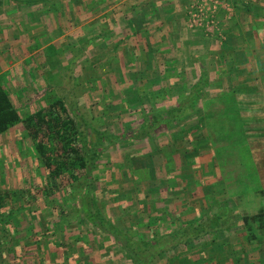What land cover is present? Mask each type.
Masks as SVG:
<instances>
[{
  "label": "rangeland",
  "instance_id": "obj_1",
  "mask_svg": "<svg viewBox=\"0 0 264 264\" xmlns=\"http://www.w3.org/2000/svg\"><path fill=\"white\" fill-rule=\"evenodd\" d=\"M108 1L0 0V12L5 7L9 16L20 2H29L28 8L49 6L28 25L20 16L19 23L6 21L14 17L0 19V82L22 119L0 136V193L7 202L0 213V264H55L62 254L76 264H132L85 220L68 224L84 190V171L59 189L36 151L26 118L47 113L59 100L71 119L75 99L94 128L131 133L144 115L177 106L204 69L209 96L196 112L151 140L115 145L101 158L93 175L99 208L116 226L143 239L226 205L251 216L264 209V83L256 82L264 81V0H178L181 6L171 11L179 21L168 22L173 30L163 39H146L141 31L128 35L129 20L135 30L148 16L158 19L144 13V3L133 15L128 0H116L120 5L112 7ZM66 2H73L74 12ZM163 14L159 21L168 18ZM236 26L242 39L227 35ZM111 32L115 36L78 53L92 34ZM250 58L260 69L252 76L246 66ZM248 88L257 100L243 112L239 91ZM76 126L82 130L79 121ZM243 231L245 226L236 232ZM227 235L179 247L155 264H238V258L229 259ZM236 235L249 240L234 251L237 256L262 259L264 248L256 240L264 244V232L257 230L253 238L246 232L247 240Z\"/></svg>",
  "mask_w": 264,
  "mask_h": 264
},
{
  "label": "trees",
  "instance_id": "obj_2",
  "mask_svg": "<svg viewBox=\"0 0 264 264\" xmlns=\"http://www.w3.org/2000/svg\"><path fill=\"white\" fill-rule=\"evenodd\" d=\"M26 5L29 6V2H26ZM95 22L96 24L99 23L97 20ZM88 29L86 28L87 32ZM103 38L104 34H92L83 45L84 47L78 49V53L82 54L95 41ZM65 47L68 49L69 45ZM210 85L207 71L201 72L190 89L189 95L181 99L177 106L144 115L140 127L136 131L132 130L131 133L127 131L108 133L94 128L79 113L72 94L73 102L69 105L71 119L66 117L68 112L65 110L64 103L59 100L54 102L47 113L38 112L34 116L27 117L26 129L35 142L36 151L42 157L46 169L59 189H64L65 186L77 181L74 174L76 171L80 169L84 171V190L80 194L78 203L72 207L73 216L70 221L68 220V224L70 222L76 223L80 219L85 220L105 238L115 242L132 264H155L160 257L179 247H186L209 236L219 237L220 234L230 232L241 225L246 227V232L252 238L257 230L264 232V209L251 216L248 213H239L229 206H222L215 213L202 216V219L198 221L182 224L181 228L166 230L165 233L152 239H143L134 237L125 229L116 226L99 208L93 186V175L101 158L115 145L125 144L129 141L151 140L154 135L159 133L160 129L169 130L182 123L187 114L196 112L203 100L208 98L207 89ZM239 96L241 97L240 102L243 104L241 110L243 109V112L245 110L246 112L251 111L253 103H256L257 100L256 95H251V89L248 88L247 91L240 90ZM252 113L255 114L256 112ZM255 115L257 118L259 113ZM78 121L82 127L80 131L76 129ZM21 122L19 111L12 105L7 89L0 82V136ZM247 129L250 131L249 126ZM259 133L260 131H257L256 135ZM207 150L209 151V149ZM168 153L169 155L172 154L171 152ZM66 173L74 180L73 182L64 180L68 178L65 176ZM6 205V195L0 193V213ZM258 224H261V228L257 227ZM63 255L60 257L56 255L59 259L55 264H76L67 260Z\"/></svg>",
  "mask_w": 264,
  "mask_h": 264
},
{
  "label": "crops",
  "instance_id": "obj_3",
  "mask_svg": "<svg viewBox=\"0 0 264 264\" xmlns=\"http://www.w3.org/2000/svg\"><path fill=\"white\" fill-rule=\"evenodd\" d=\"M129 2H127L128 3V6L130 5V6H132V9H135V10H132L133 11V15H134V12L136 13V11L138 12V10H137V7L136 6H140V5H142L143 3V5L144 6H146V10H144V13H146V15H150V14H155L156 15V17L159 19V14H163V13H165L166 15H167V17L168 18H166V19H164V17H163V19H162V17L160 18V19H162L161 21H165V23L163 22H161V21H159L158 19H156V20H151V17L149 18V16L148 17H146L145 18V21H144V24H143V27L142 28H140V26H138V29H135V30H133L132 29V25L130 26V20H129V27H131V29H130V34H128V35H133V34H137L138 32H142V33H144V34H142L143 36H144V38H150V37H152V38H161V39H163V38H166V37H169V33L168 32H170V31H172L173 30V28H171L170 27V24L168 23V22H173L174 20V22H176V20H178V16H172V9L174 8V6H177V7H179V6H181L180 5V2L177 0V3H173L172 2V0H169L168 2H165V1H167V0H162L163 1V3L162 4H153V2H152V0H144L143 2H141V4H140V1H142V0H139V1H137V2H135V1H132V0H128ZM160 1V0H159ZM22 2H20V5H19V8L14 12L15 14L14 15H12V16H9L8 14L10 13V12H8V11H6L5 12V7H4V10H2V12H0V19L1 20H5V18L6 17H14V18H8V20L6 19V21H10V23L9 24H11V23H19V20H18V18L17 17H19L20 16V20L22 21V22H25V23H27V25H28V22H29V24H30V22H32L33 20V15H35L36 16V18L38 19V12H40L41 10H43L44 12H45V10H47V8H49V6L47 7V6H45V8L43 7H41V6H38V7H32V8H28L27 6H26V2H24V5H22L21 4ZM70 3V4H69ZM172 4H174L173 5V7H172ZM112 5L113 6H116V5H120V2L119 3H117V1L116 0H113V1H108V3H107V6L108 7H112ZM74 5H73V2H66L65 3V6L64 7H66L67 8V10L71 13V12H74V10H73V8H71V7H73ZM104 6V5H103ZM129 6V8H131ZM23 8H24V11H22L23 10ZM31 9V10H30ZM32 9H34V10H32ZM25 10H27V11H25ZM53 11V10H52ZM176 12V11H175ZM17 13V14H16ZM46 13V12H45ZM113 13V12H112ZM116 13V11L113 13V15ZM22 14H24V15H22ZM130 15V14H129ZM128 15V16H129ZM137 15V14H136ZM163 16H164V14H163ZM244 16H246L245 14H244ZM40 17V16H39ZM130 17V16H129ZM41 18V17H40ZM46 16H44V20H46ZM116 18V17H115ZM115 18H113L114 19V25H115ZM241 18L243 19V15L241 16ZM36 19V20H37ZM131 19V18H130ZM47 20H49V18H47ZM179 21V20H178ZM159 22V23H158ZM158 23V24H157ZM157 24V25H156ZM156 25V26H155ZM159 25H161V27H158ZM9 26H11V25H9ZM239 27H235L234 29L233 28H230V30H229V32H228V36L229 37H231V38H236V39H242L243 38V36L242 35H240V34H238L235 30H237ZM12 28L10 27V30H11ZM36 29H38L37 31H40L41 30V27L39 26L38 28H36ZM113 30L112 31H114V30H116L117 28H115V26H114V28H112ZM142 29V30H141ZM16 30V28L14 29V31ZM30 30V29H29ZM138 30V31H137ZM239 30H240V28H239ZM179 32H180V30H178ZM115 33V32H114ZM114 33H112L111 32V34H104V38H106V36L107 35H109V37H113V36H115L114 35ZM242 66H244V65H242ZM246 66H248L247 67V71H248V74H249V76H252L253 74H254V72H257L258 70H260L259 69V65L258 64H256V63H251V58L248 60V65H246ZM253 66V67H252ZM205 67V66H204ZM258 67V68H257ZM8 68H5V70H7ZM205 71H207V73H208V75H209V70L208 69H204ZM211 77V76H210ZM254 80L253 81H255V78H253ZM256 82H258V83H260L261 82V84L263 85V83H264V81L262 80V81H256ZM264 86V85H263ZM226 206H228V205H226ZM229 207H231V206H229ZM231 208H234V207H231ZM234 209H236V208H234ZM236 210H238V209H236ZM239 213H240V211H238ZM243 230V226H239V227H237V228H235V229H232V231H230V232H227V233H225V234H228L227 236V240L228 241H230L231 243H230V248L232 249L231 250V252H230V255L231 256H229V259H231V261L232 260H235V258H238L239 259V263L238 264H264V260H262L263 259V255H264V253L262 252V259L260 258V257H256V258H253V257H251V256H247V257H245V256H237L236 255V253L234 252L236 249H239V248H245L246 247V244H248L247 242L249 241V240H247V236H246V232H236V231H242ZM237 233H239L240 234V236L241 237H246V240H247V242L245 243L244 242V240H236L237 239ZM244 233V234H243ZM240 241V242H239ZM257 241V244L259 245V246H261V248L263 247L264 248V244L263 243H259V241L258 240H256ZM255 250V249H254ZM253 250V251H254ZM254 262V263H253ZM231 264H233V262L231 263Z\"/></svg>",
  "mask_w": 264,
  "mask_h": 264
},
{
  "label": "built area",
  "instance_id": "obj_4",
  "mask_svg": "<svg viewBox=\"0 0 264 264\" xmlns=\"http://www.w3.org/2000/svg\"><path fill=\"white\" fill-rule=\"evenodd\" d=\"M201 11H203V9Z\"/></svg>",
  "mask_w": 264,
  "mask_h": 264
}]
</instances>
